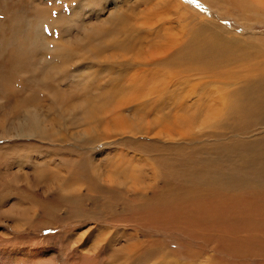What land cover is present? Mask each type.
Segmentation results:
<instances>
[{
    "label": "rangeland",
    "instance_id": "rangeland-1",
    "mask_svg": "<svg viewBox=\"0 0 264 264\" xmlns=\"http://www.w3.org/2000/svg\"><path fill=\"white\" fill-rule=\"evenodd\" d=\"M171 1L178 14L162 0H0V264H261L262 226L144 211L201 194L184 178L172 191L166 159L216 166L219 147L264 136V115L244 117L235 99L262 49L237 40L250 63L226 50L217 68L209 53L178 60L207 30L263 42V7ZM251 187L217 193L263 209L264 186Z\"/></svg>",
    "mask_w": 264,
    "mask_h": 264
},
{
    "label": "bare ground",
    "instance_id": "bare-ground-1",
    "mask_svg": "<svg viewBox=\"0 0 264 264\" xmlns=\"http://www.w3.org/2000/svg\"><path fill=\"white\" fill-rule=\"evenodd\" d=\"M211 1L213 2L215 0H211ZM235 1H237V0H235ZM162 2L168 10H171L174 14H178L177 13L178 11L176 9H174L172 6V4L175 5L174 1L162 0ZM242 2H243V5L241 6L242 8L240 7L241 8L240 11L242 9H247V11H252V10L255 11V9H260L262 7H263L262 9L264 10V0H242ZM230 5H231V7H233L232 6L233 2ZM260 6H262V7H260ZM236 7L237 6H234L235 9H236ZM237 11L239 12V10H237ZM239 15H241V14L239 13ZM203 28H205V27H203ZM205 32L207 34L205 33L203 35V38L200 41L199 40L193 41L195 39V34L190 35L187 38V40L192 44V48L189 44L183 45L181 49L179 48L180 49L179 50L180 56L178 57L179 61H181L183 63H189L191 65L195 61L206 60V56L209 53L210 55L208 58V63L212 67H215V66L220 65L219 60L221 61L222 54L226 50H234V51L238 52V53H236V55L241 56L240 59H244L245 61L251 60V58H250L251 56L249 57L247 55V53L245 51H243L244 48H240L237 46V43H236L237 40H239L238 42H244V41L248 40L252 44V45L250 44V47H249L250 51L249 52H251V48L252 49H262V51H264V41L259 42V39H257V38H252V37L250 38V37H245V36H239V35L229 33V32H224V34L229 36L226 38V40H224L222 38V36L219 34H216V36H214L208 30ZM184 43H188V42H184ZM153 59H154V57H153ZM143 62H142V60L137 61V63H139V65L145 64ZM248 62L250 63V61H248ZM216 64H218V65H216ZM215 68H217V67H215ZM255 68H256L255 70H257L255 75L251 76L249 79L246 76H244V77H242V79H240V81L238 80L239 83H244V85L241 87V89L239 91L237 90L235 93L236 94V98H235L236 99V109L242 110V114L244 117H250L251 114L253 113V111L256 113V118H257V116L262 117L264 115V61L259 60L258 65ZM140 76H142L144 78L143 74H141ZM112 91L116 92V94L121 91V87H120L119 82H117V86ZM117 91H119V92H117ZM224 105H225V102L223 103V106ZM219 149L222 151L220 153L214 151L215 155L217 153H219L220 156H225V158L226 157L230 158L236 152H239L240 154L247 153L250 156L242 157L241 160L239 161V164H237V165L224 164L225 162H224V159L222 157H220V156L214 157V158L219 159V162L216 161V164H217L216 166H213V163L209 159L201 161V162H203L201 166L189 165L187 163L180 164L177 159L175 161H171L169 159H166L164 163H165V165L167 164L169 166V168L171 169V171H169V173L171 172L170 173L171 175L173 173V176L176 178V180H178L180 178H184L186 180H189L187 186L192 187V188H198L199 187L201 194L198 195L197 197L193 196L191 203L177 204L179 202L178 201L177 203L170 204L169 202L162 201L161 205L159 204L160 206H157V203H156V206H154L155 205L154 204L150 208H147V209H145L146 207L142 206L145 209V210L144 209L143 210L145 212H148V213H150L151 211L154 210L155 213L164 215L165 216L164 219H166V220H173L175 218H182L185 221L190 220V222H206L207 221V222H210L209 225L213 224V225H216L215 228L219 227L220 228L219 230H222L224 228H235V227L237 228L239 225H240V227L242 225V227L244 229L245 228L248 229L249 227H259V226L264 227V208L260 209L257 205H254V204L247 205V203L244 199L245 196H243V195H239V196H234V195L228 196L227 195V196L223 197L222 195L218 196V193H217V190L219 188H222V187L224 188L225 185H231L232 188L245 187L247 184H251L252 187L253 186H256V187L264 186V150H262V151L259 150V149H264V136L260 139H256V140L253 139V141L248 140L247 142L234 144L232 146H228V144H225V145L219 147ZM189 158L192 159L191 157H189ZM226 161L229 162L230 160L226 159ZM214 162H215V160H214ZM230 163H231V161H230ZM221 164H223V165H221ZM169 168L165 167V169H167V170ZM237 170L240 172L241 176L236 174ZM254 174H256L255 178L252 179L251 175L253 176ZM259 176H261V178L258 180ZM176 185L179 186V189H175L172 187L171 190L172 191L175 190V192H180L183 189V188H181L183 186L181 185L179 180L177 181ZM256 187H255V189H256ZM249 189L250 188H248V190ZM209 195L211 197H214V198H210V199L207 198V200L204 199V197H208ZM257 198H254V199H257ZM261 202H263V201H261ZM148 206H149V204H148ZM154 215H156V214H154ZM204 225H206V224L204 223ZM191 228L193 229V227H191ZM196 228H198V227H196ZM204 228H206V226ZM229 230H231V229H229ZM240 230H241V228H240ZM195 232L198 233V230ZM218 233L219 234L217 237H219L221 239V236H223V235L220 232H218ZM194 235L191 234V236H194ZM202 235H204V234H202ZM214 235H215V233H211L207 236V238L213 237ZM200 236L201 235H199V237ZM193 238H195V237H193ZM215 238L216 237H213L212 239H215ZM204 240H205V238H204ZM225 240L227 241L228 239H225ZM258 242H260V241H258ZM225 247H227V246H225ZM226 254H228V253H226ZM263 255H264V253H263ZM251 257H252V253H251ZM263 258L260 259L261 264L262 263L264 264Z\"/></svg>",
    "mask_w": 264,
    "mask_h": 264
},
{
    "label": "snow or ice",
    "instance_id": "snow-or-ice-1",
    "mask_svg": "<svg viewBox=\"0 0 264 264\" xmlns=\"http://www.w3.org/2000/svg\"><path fill=\"white\" fill-rule=\"evenodd\" d=\"M55 15V13H53Z\"/></svg>",
    "mask_w": 264,
    "mask_h": 264
}]
</instances>
